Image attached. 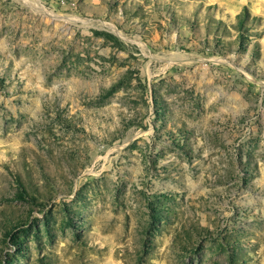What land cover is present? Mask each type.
Listing matches in <instances>:
<instances>
[{
    "label": "rangeland",
    "instance_id": "obj_1",
    "mask_svg": "<svg viewBox=\"0 0 264 264\" xmlns=\"http://www.w3.org/2000/svg\"><path fill=\"white\" fill-rule=\"evenodd\" d=\"M0 264H264V0H0Z\"/></svg>",
    "mask_w": 264,
    "mask_h": 264
},
{
    "label": "bare ground",
    "instance_id": "obj_2",
    "mask_svg": "<svg viewBox=\"0 0 264 264\" xmlns=\"http://www.w3.org/2000/svg\"><path fill=\"white\" fill-rule=\"evenodd\" d=\"M29 5V4H28ZM32 7H33V5H32ZM44 9V8H43ZM41 11V10H40ZM41 13V12H40Z\"/></svg>",
    "mask_w": 264,
    "mask_h": 264
}]
</instances>
